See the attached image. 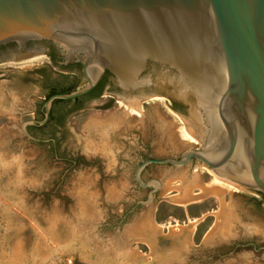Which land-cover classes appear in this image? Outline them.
Here are the masks:
<instances>
[{
	"label": "rangeland",
	"instance_id": "rangeland-1",
	"mask_svg": "<svg viewBox=\"0 0 264 264\" xmlns=\"http://www.w3.org/2000/svg\"><path fill=\"white\" fill-rule=\"evenodd\" d=\"M86 85L48 55L0 61V264H264V196L201 162L148 165L142 183L163 187L142 204L154 188L135 178L143 162L204 148L167 97L79 113L58 147L21 133L53 90Z\"/></svg>",
	"mask_w": 264,
	"mask_h": 264
},
{
	"label": "water",
	"instance_id": "water-1",
	"mask_svg": "<svg viewBox=\"0 0 264 264\" xmlns=\"http://www.w3.org/2000/svg\"><path fill=\"white\" fill-rule=\"evenodd\" d=\"M45 42L57 47L65 65L82 66L87 85L47 99L43 120L21 124L24 136L55 143L32 136L27 126L45 125L54 101L88 94L109 72L99 98L73 113L72 105L57 104L55 117L65 125L124 95L167 97L204 147L179 160L143 162L137 182L154 183L143 205L153 204L163 187L156 179L142 183L144 168H182L193 160L264 195V0H0V48L7 47L0 61L46 55Z\"/></svg>",
	"mask_w": 264,
	"mask_h": 264
},
{
	"label": "trees",
	"instance_id": "trees-1",
	"mask_svg": "<svg viewBox=\"0 0 264 264\" xmlns=\"http://www.w3.org/2000/svg\"><path fill=\"white\" fill-rule=\"evenodd\" d=\"M52 58H53V66L54 67H58V60H57V58H56V56L55 55H52ZM110 76V73L109 72H106V74H105V76L103 77V79L98 83V85L91 91V92H89L88 94H86V95H84V96H81V97H78V98H76V99H73V100H56V101H54V103H53V106H52V109H51V115H50V119H49V123H53L54 121H58V123H57V126H60V127H63L64 126V124H63V122H62V120L61 119H59V118H61V116L59 117V118H56L55 116V106L57 105V104H60V103H63V104H66V105H72V108L68 111V113H71V112H76V111H79V110H81L82 108H83V106L87 103V102H89V101H91V100H93V99H97V98H99L101 95H102V92H103V90L105 89V87L108 85V77ZM73 91L71 90L70 92H62V91H56V90H53L48 96H47V99H49L51 96H53V95H56V94H69V93H72ZM173 109L175 110V111H181L182 112V110H181V108L175 103L174 104V107H173ZM44 114H45V110H44V108H43V110H42V117H41V119L40 120H43L44 119ZM30 130L31 131H36V132H40L41 133V136L39 137V138H41V139H55L56 140V142L55 143H53V142H49L50 144H52V145H54V147L56 146V147H58V141H57V138H56V129L55 128H53V129H51V130H49L48 132H46L45 130H44V127H39V126H31L30 127ZM36 137V136H35ZM58 149V148H57ZM56 149V150H57ZM54 150H55V148H54ZM55 150V151H56ZM56 152H58V150L56 151ZM262 195V194H261ZM262 196H264V195H262Z\"/></svg>",
	"mask_w": 264,
	"mask_h": 264
},
{
	"label": "flooded vegetation",
	"instance_id": "flooded-vegetation-1",
	"mask_svg": "<svg viewBox=\"0 0 264 264\" xmlns=\"http://www.w3.org/2000/svg\"><path fill=\"white\" fill-rule=\"evenodd\" d=\"M44 46L45 48L47 49V53L46 55L49 56L52 64H53V58H52V55H55L57 60H58V67H61L63 69H67L69 71H73L74 69H76V71H81L82 72V66L79 64V63H69L67 65L64 64V59L61 57L57 47L53 44V43H50V42H45L44 43ZM7 47H3V48H0V58L3 57L5 51H6ZM175 104V103H174ZM77 112V111H76ZM179 112V111H178ZM73 113V112H71ZM180 113H182L180 111ZM32 125H29L27 126L26 130L29 134H31L32 136H36L37 138H39L41 136V133L40 132H36V131H31L30 130V127ZM35 126V125H33ZM37 126V125H36ZM39 127H44V130H51L53 128H57V125H55L54 123H49L47 122L45 125L43 126H39Z\"/></svg>",
	"mask_w": 264,
	"mask_h": 264
},
{
	"label": "bare ground",
	"instance_id": "bare-ground-1",
	"mask_svg": "<svg viewBox=\"0 0 264 264\" xmlns=\"http://www.w3.org/2000/svg\"><path fill=\"white\" fill-rule=\"evenodd\" d=\"M39 56H40V55L35 56V57H33V58H37V57H39ZM30 59H32V58H30ZM136 106H137V105H136ZM137 109H138V110H137ZM136 110L139 111V108L137 107ZM189 133H190V132H189ZM189 137H190V138H193L194 136L190 133V136H189ZM224 213H225V212H224ZM226 213H227V212H226ZM88 223H89V222H88ZM77 227H78V226H77ZM81 228H82V226H81ZM81 228H80V229H81ZM84 228H85V227H84ZM83 230H84V229H83ZM83 232H84V231H82V233H83ZM74 234H75V233H74ZM74 234H73V235H74ZM78 234L80 235V233L77 232V235H78ZM88 234H89V233H88ZM125 234H126V233H125ZM73 235H72V237H74ZM77 235L75 234L76 237H77ZM82 236H83V235H82ZM129 236H130V235H129ZM76 237H75V238H76ZM79 238H80V237H79ZM84 238H85V237H84ZM91 238H92V237H91ZM80 239H81V238H80ZM73 240H74V239H73ZM73 240H72V241H73ZM76 240H77V239H75V242H76ZM92 240H93V239H92ZM82 241H83V240H82ZM73 242H74V241H73ZM83 242H84V241H83ZM99 242H100V241H99ZM85 243L89 244L90 242H88V240H87V242H85ZM93 243H94V242H93ZM95 244H97V243H95ZM126 244H127V243H126ZM90 245H91V244H90ZM113 245H114V244H113ZM117 245H118V244H117ZM88 246H89V245H88ZM94 246H95V245H94ZM120 246H121V245H120ZM120 246H119V247H120ZM85 247H86V246H85ZM105 247H106V246H105ZM120 248H121V247H120ZM124 249H125V247H124ZM111 250H112V249H111ZM114 250H115V249H114ZM127 250H128V249H127ZM121 251H122V252H123V251L126 252V251L123 250V249H121ZM109 252H110V251H109ZM109 252H107V253H109ZM118 252H119V251H118ZM124 252H123L122 254H124ZM119 253H120V252H119ZM127 253H128V252H127ZM127 253L124 254L125 256H123L122 259H121L119 262L123 261L124 259H129V257H128L129 254L127 255ZM122 254H121V256H122ZM112 255H113V253H112ZM119 256H120V255H118V257H119ZM127 257H128V258H127ZM120 258H121V257H120ZM117 259H118V258H117ZM114 260H115V259H114Z\"/></svg>",
	"mask_w": 264,
	"mask_h": 264
}]
</instances>
